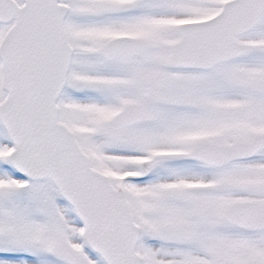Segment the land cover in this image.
<instances>
[{"label": "snow or ice", "instance_id": "snow-or-ice-1", "mask_svg": "<svg viewBox=\"0 0 264 264\" xmlns=\"http://www.w3.org/2000/svg\"><path fill=\"white\" fill-rule=\"evenodd\" d=\"M0 264H264V0H0Z\"/></svg>", "mask_w": 264, "mask_h": 264}]
</instances>
